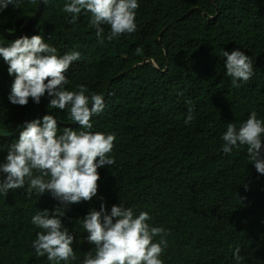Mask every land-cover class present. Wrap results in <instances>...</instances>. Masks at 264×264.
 I'll return each instance as SVG.
<instances>
[{"label":"trees","instance_id":"obj_1","mask_svg":"<svg viewBox=\"0 0 264 264\" xmlns=\"http://www.w3.org/2000/svg\"><path fill=\"white\" fill-rule=\"evenodd\" d=\"M66 2L48 0L33 24H40L39 31L23 36L42 35L59 55L81 53L67 73L66 89L83 84L88 95L103 97L108 90L104 111L92 117L91 131L116 135L110 154L115 164L98 169L97 197L69 205L61 217L74 236L77 260L70 264H80L94 247L84 240L79 220L91 208L99 211L102 202L109 214L118 204L137 215L149 212L148 223L166 229L164 264H236V248L241 249V264H264V175L250 164L246 147L229 155L221 151L228 123L239 127L251 111L264 119V0H138L137 30L109 42L110 27L102 25L103 44L88 27L90 14L82 12L75 24L68 22L70 16L60 10ZM38 3L9 5L0 11V23L13 26L17 16L32 15ZM12 41L0 34V46ZM235 49L250 56L254 69L247 83L238 81L239 87L225 75L222 56ZM144 59L157 66L148 61L134 67ZM7 67L0 57L1 134L14 133L22 120L41 109L45 111L32 120L53 114L58 135L64 128L79 130L67 111L48 109L47 94L39 105L31 99L27 106L11 104L13 77ZM189 107L194 119L185 124ZM18 136L0 139V163ZM58 203L48 192L29 196L27 184L7 196L0 193V264H51L32 247L41 229L31 217Z\"/></svg>","mask_w":264,"mask_h":264},{"label":"clouds","instance_id":"obj_2","mask_svg":"<svg viewBox=\"0 0 264 264\" xmlns=\"http://www.w3.org/2000/svg\"><path fill=\"white\" fill-rule=\"evenodd\" d=\"M42 3L46 5L48 0ZM9 5L19 7V0H0V11ZM138 8V0H67L60 10L66 18L70 16L71 24L78 21L82 12L90 14L88 27L95 29L97 42L103 44L102 25L110 27L106 37L109 42L137 30ZM136 52L139 54L141 49ZM222 56L226 58L225 75L232 86L239 87L238 81L247 83L252 78V59L244 51L224 50ZM0 57L8 66V75L13 77L8 95L11 104L27 106L31 99L39 105L47 94L48 109L67 111V119L79 126V130L64 128L58 135V120L53 114L25 121L18 139L8 148L5 162L0 163V174L4 176L0 179V193L7 196L9 191L23 189L27 184L29 196L35 192L41 197L48 192L59 202L51 211L44 209L32 215L31 223L41 229L32 247L38 257L46 256L51 264H70L77 260L74 236L69 234L61 217L69 205L97 197L98 169L115 164L110 154L116 135L91 131L92 117L104 111V97L97 93L88 95L89 90L83 84L76 86L78 90H67L70 83L67 73L73 62L81 60V53L71 50L59 55L57 48L45 42L42 35H25L8 46H0ZM193 119V108L189 107L184 123L190 124ZM221 139V151L226 155L234 148L246 147L250 164L264 175L261 153L264 119L257 118L255 111L239 127L228 123ZM99 199L103 201V197ZM151 219L149 212L137 215L133 208L122 204L113 205L110 214L103 202L99 211L91 208L79 221L87 234L84 240L94 247L85 253L80 264H164L161 257L168 248L166 229L150 225ZM158 236L159 241L153 242ZM240 251L236 248L232 252L236 264L243 260Z\"/></svg>","mask_w":264,"mask_h":264},{"label":"water","instance_id":"obj_3","mask_svg":"<svg viewBox=\"0 0 264 264\" xmlns=\"http://www.w3.org/2000/svg\"><path fill=\"white\" fill-rule=\"evenodd\" d=\"M44 8V3H42V0H39L38 6L36 11L30 15V16H23V17H19L17 16L13 22V26H9L7 24H2L0 23V34H2L4 37L8 38V39H12V40H16L20 37H22L24 34H26L29 31H39L40 29V24L37 25V27H33V24L38 20V18L40 17L42 11ZM11 30V31H10ZM158 42H160L159 37L156 39ZM152 62L155 66L156 63L152 60V59H144L143 62L137 63L136 65H134V67H137L139 65H144L146 62ZM110 85H108L107 88H109ZM108 93V90L106 91L105 95H104V99L106 98ZM91 106V105H89ZM45 111V109H41L40 111L26 117L24 120H22V122L19 124L18 129L11 134H1L0 133V139H9V138H13L15 136L18 135V133L21 131L22 127L24 126L25 121H30L33 118L37 117V115H39L41 112Z\"/></svg>","mask_w":264,"mask_h":264}]
</instances>
